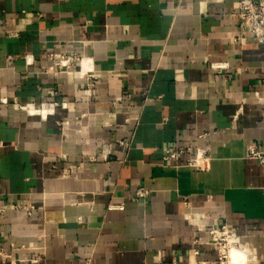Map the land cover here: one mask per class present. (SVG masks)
<instances>
[{"label": "crops", "instance_id": "0c3cea01", "mask_svg": "<svg viewBox=\"0 0 264 264\" xmlns=\"http://www.w3.org/2000/svg\"><path fill=\"white\" fill-rule=\"evenodd\" d=\"M236 1L0 0V264H218L200 241L223 226L264 264V166L247 159L264 152V44ZM172 147L208 150L209 169L164 162Z\"/></svg>", "mask_w": 264, "mask_h": 264}, {"label": "built area", "instance_id": "2783aa9c", "mask_svg": "<svg viewBox=\"0 0 264 264\" xmlns=\"http://www.w3.org/2000/svg\"><path fill=\"white\" fill-rule=\"evenodd\" d=\"M234 10L235 17L239 21L241 32H250L261 44H264V0H237L234 4ZM8 37L15 38L18 37V34H9ZM48 60L53 62V66L51 68L52 70L63 72L67 75L74 76L77 79L87 78L89 81L96 80L97 75L94 73L92 68L84 72V61L77 55H50L48 57ZM25 62L27 65L32 64V61H30L28 58H25ZM223 67L224 66L222 65L213 66V68L215 69H223ZM79 73H81V75H78ZM4 101L5 100H2V102ZM14 107L18 110L20 109L24 111L26 114L29 115H42V112L40 110H36L34 106L30 104L20 106L17 102H14ZM32 112H34L35 114H30ZM85 118H87V116L82 115L80 118L81 120H78V122L82 121ZM62 128H69V123H63ZM184 156H189V158L185 162L184 167L191 168L196 171H205L209 169L211 160L210 152L203 148H196L195 150H192L191 148H168L165 151L163 161L178 163ZM247 159L255 160L259 162V164L264 166V152L260 150V147L255 143L250 144L247 147ZM148 193L149 192L145 188H139L132 200H144L148 196ZM33 210V207H29L27 209V214L31 216ZM229 229L230 228L228 226H223L221 228L212 227L206 231L208 236L206 242L200 241V244L211 245L217 249L218 264H224L223 260L226 259V257L222 255L219 239L222 237V235H227V233L230 231ZM197 254V252H194V255ZM0 256H3L6 259L11 258V256L6 255L4 253H0ZM253 260H257L256 255ZM25 261L26 260L24 259L12 261V264H16L18 262L24 263ZM32 262L33 264H36L38 261L33 260Z\"/></svg>", "mask_w": 264, "mask_h": 264}, {"label": "rangeland", "instance_id": "374dc122", "mask_svg": "<svg viewBox=\"0 0 264 264\" xmlns=\"http://www.w3.org/2000/svg\"><path fill=\"white\" fill-rule=\"evenodd\" d=\"M229 227V226H228ZM230 231L227 233V235H222V237L219 239V243H220V248H221V252L222 255H224L226 257V259H224V264H229L230 263V252L231 249L233 247L240 249L242 247L247 248L250 256L255 254L256 258H257V252L255 250V248L251 245V243H249L247 240L241 238L238 236V234L236 233L235 229L232 227H229ZM232 237H236L239 239V243H232L231 245L229 244V239ZM255 261H250L248 264L250 263H254Z\"/></svg>", "mask_w": 264, "mask_h": 264}, {"label": "clouds", "instance_id": "9594fccd", "mask_svg": "<svg viewBox=\"0 0 264 264\" xmlns=\"http://www.w3.org/2000/svg\"><path fill=\"white\" fill-rule=\"evenodd\" d=\"M30 114H35L34 112ZM42 115L46 118L47 113H42ZM239 243V239L236 237H232L229 239V244L231 245L232 243ZM247 248H240L237 249L233 247L230 252V264H247Z\"/></svg>", "mask_w": 264, "mask_h": 264}, {"label": "bare ground", "instance_id": "6f19581e", "mask_svg": "<svg viewBox=\"0 0 264 264\" xmlns=\"http://www.w3.org/2000/svg\"><path fill=\"white\" fill-rule=\"evenodd\" d=\"M86 64V63H85ZM86 67L85 68H90V66H89V64L87 63L86 65H85ZM85 71V70H84ZM249 253V252H248ZM253 256V255H252ZM248 257V259H247V262L251 259V256L250 255H248L247 256ZM230 264V263H229Z\"/></svg>", "mask_w": 264, "mask_h": 264}]
</instances>
